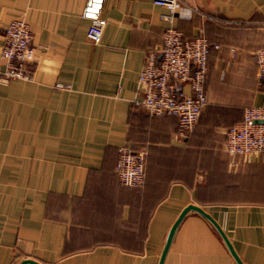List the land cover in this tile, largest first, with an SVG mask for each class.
Listing matches in <instances>:
<instances>
[{
	"label": "crops",
	"instance_id": "crops-1",
	"mask_svg": "<svg viewBox=\"0 0 264 264\" xmlns=\"http://www.w3.org/2000/svg\"><path fill=\"white\" fill-rule=\"evenodd\" d=\"M180 1L197 12L168 24L152 0H102L93 44L79 17L85 0H0V49L15 18L33 48L31 79L0 83V264H156L187 204L214 220L242 264H264V158L222 149L225 129L264 102L255 77L264 0ZM168 25L184 39L200 32L209 48L205 104L180 139L175 117L134 105L145 54L158 53ZM119 146L144 155L139 187L117 179ZM161 264L237 263L211 222L187 209Z\"/></svg>",
	"mask_w": 264,
	"mask_h": 264
},
{
	"label": "built area",
	"instance_id": "built-area-1",
	"mask_svg": "<svg viewBox=\"0 0 264 264\" xmlns=\"http://www.w3.org/2000/svg\"><path fill=\"white\" fill-rule=\"evenodd\" d=\"M152 3L165 10L159 19L168 24L173 19H187L197 12L180 0H152ZM101 6L102 0H85L79 12V17L89 22L86 38L93 44L99 43L104 25L100 17ZM30 41L31 33L23 19H12L3 28L0 57L4 69L0 73V83L31 79L25 68L33 57ZM207 52L208 44L200 32L193 38L184 39L180 31L168 25L162 30L158 53L147 52L137 74L138 98L134 105L153 116L175 117L178 124L176 138L185 136L205 104L202 82ZM255 77L259 83L264 81V47L255 52ZM175 82L186 83L188 93L177 90ZM222 149L241 158L251 154L264 158V102L244 108L240 122L225 129ZM143 164L142 152H133L125 146L116 149L114 172L120 184L139 187L143 182Z\"/></svg>",
	"mask_w": 264,
	"mask_h": 264
},
{
	"label": "water",
	"instance_id": "water-1",
	"mask_svg": "<svg viewBox=\"0 0 264 264\" xmlns=\"http://www.w3.org/2000/svg\"><path fill=\"white\" fill-rule=\"evenodd\" d=\"M187 209H194L196 210L198 213H200L202 216H204L205 218H207L211 224L214 226V228L216 229V231L218 232V234L220 235V237L222 238L223 242L225 243L228 251L230 252L231 256L233 257V259L235 260V262L237 264H242V262H240L239 258L236 256V254L234 253V251L232 250L229 242L227 241L226 237L224 236V234L222 233V231L220 230L219 226L214 222V220L206 213L204 212L201 208H199L198 206L192 205V204H187L185 205L183 208H181V210L178 212L177 216L175 217V219L173 220V222L171 223L170 227L168 228L165 238H164V242L157 260L156 264H161L164 252L166 250V247L168 245V242L172 236L173 230L176 226V224L178 223V221L180 220V218L182 217V215L184 214V212ZM24 263H30V264H41L35 260L32 259H22L18 262V264H24Z\"/></svg>",
	"mask_w": 264,
	"mask_h": 264
},
{
	"label": "trees",
	"instance_id": "trees-1",
	"mask_svg": "<svg viewBox=\"0 0 264 264\" xmlns=\"http://www.w3.org/2000/svg\"><path fill=\"white\" fill-rule=\"evenodd\" d=\"M208 49H209V48H208ZM203 106H204V105H203ZM203 106H202V107H203ZM143 167H144V164H143Z\"/></svg>",
	"mask_w": 264,
	"mask_h": 264
}]
</instances>
